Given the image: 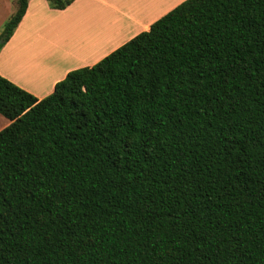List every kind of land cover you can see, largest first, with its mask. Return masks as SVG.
<instances>
[{
  "label": "trees",
  "instance_id": "16d2710c",
  "mask_svg": "<svg viewBox=\"0 0 264 264\" xmlns=\"http://www.w3.org/2000/svg\"><path fill=\"white\" fill-rule=\"evenodd\" d=\"M0 114V264H264V0H182L42 98L0 75Z\"/></svg>",
  "mask_w": 264,
  "mask_h": 264
},
{
  "label": "crops",
  "instance_id": "0c3cea01",
  "mask_svg": "<svg viewBox=\"0 0 264 264\" xmlns=\"http://www.w3.org/2000/svg\"><path fill=\"white\" fill-rule=\"evenodd\" d=\"M181 1L73 0L53 9L46 0H29L0 48V75L42 98L68 71L93 65ZM14 11L15 0H0V26ZM8 123L0 114V130Z\"/></svg>",
  "mask_w": 264,
  "mask_h": 264
},
{
  "label": "rangeland",
  "instance_id": "374dc122",
  "mask_svg": "<svg viewBox=\"0 0 264 264\" xmlns=\"http://www.w3.org/2000/svg\"><path fill=\"white\" fill-rule=\"evenodd\" d=\"M130 1V0H129ZM154 1H156V0H154ZM172 0H170V2H171ZM144 4V2L143 3H140L139 4V6H141V5H143ZM3 25V24H2ZM1 29H2V26H0V31H1ZM104 37V36H103Z\"/></svg>",
  "mask_w": 264,
  "mask_h": 264
},
{
  "label": "bare ground",
  "instance_id": "6f19581e",
  "mask_svg": "<svg viewBox=\"0 0 264 264\" xmlns=\"http://www.w3.org/2000/svg\"><path fill=\"white\" fill-rule=\"evenodd\" d=\"M33 65H34V64H33ZM32 67H33V66H32ZM34 67H35V65H34ZM34 67H33V68H34ZM35 69H36V67H35ZM25 71H26L27 73H28V72H30V71H32V72H33V70H28V71H27V70H25ZM25 71H24V72H25ZM28 74H29V73H28Z\"/></svg>",
  "mask_w": 264,
  "mask_h": 264
}]
</instances>
